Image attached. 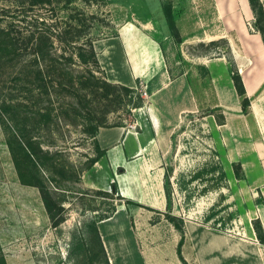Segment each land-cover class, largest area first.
<instances>
[{"label": "crops", "instance_id": "0c3cea01", "mask_svg": "<svg viewBox=\"0 0 264 264\" xmlns=\"http://www.w3.org/2000/svg\"><path fill=\"white\" fill-rule=\"evenodd\" d=\"M226 4L236 18L229 17L219 34L207 33L206 29L204 33L190 32L182 13L181 18H176L182 41L173 38L166 50L146 32L94 41L109 81L133 88L141 86L149 94L144 105L133 109L131 121L102 126L96 135L106 153L96 161V169L102 170L93 183L111 180L124 197L113 215L99 221L111 264H118L120 258L126 260L124 264H183L177 251L180 233L172 232L171 255L166 257L140 244L138 215L146 208L167 209V158L174 134L184 116L206 108L225 115V121L220 123L215 114H207L203 116L204 125L226 170L230 196L238 202H248V206L240 208L238 222L242 231L218 230L203 221L184 218L183 256L189 264H264V243L253 225L258 218L264 228V39L245 21L251 14L249 0H227ZM235 5H240L245 17H238ZM199 25L196 20L194 26ZM219 38L228 40V52L189 51L199 42ZM232 68L242 75L251 100L246 112ZM234 162L241 163L244 178L236 176ZM19 183L29 186L20 179ZM126 199L144 206L134 207L130 213ZM43 211L45 215V205ZM119 215L122 223L118 225ZM117 232L122 235L118 237ZM127 246L133 247L130 250Z\"/></svg>", "mask_w": 264, "mask_h": 264}, {"label": "rangeland", "instance_id": "374dc122", "mask_svg": "<svg viewBox=\"0 0 264 264\" xmlns=\"http://www.w3.org/2000/svg\"><path fill=\"white\" fill-rule=\"evenodd\" d=\"M226 2L227 0H55L52 6L42 12L54 31H59L62 27L68 28V24L83 19L86 30L94 41L129 32H146L166 50L174 37L170 34L164 5L173 4L176 18H181L182 13H185L183 20L190 32L204 33L203 30L206 29L207 33L219 34L225 29L224 24L229 17L236 18L230 15ZM262 2L264 4V0ZM9 4L10 0H0V6ZM236 8L238 17L242 18L244 15L240 5H235ZM256 19L251 8V14L245 21L251 31L259 32ZM196 20L200 22L199 28L194 26ZM229 48L228 40L219 38L199 42L191 46L189 51L218 54L228 52ZM68 50L70 52L72 48L68 47ZM97 75L102 76L100 72ZM136 88L141 93V86ZM147 98L143 97L144 100ZM208 109L184 116L174 134L173 148L167 158V168L171 170L172 213L182 218L203 221L218 230L242 231L238 222L240 208L248 206V202H238L226 188L207 192L203 190L204 186L211 187L215 178H218L219 171L204 174L201 179L192 178L199 169L212 166L217 161L209 131L204 125L203 116ZM132 114L133 110L112 111L107 123L113 125L124 120L131 121ZM69 118L72 117L55 115L51 130L41 131L46 140L45 145L57 153L58 161L67 167V171L64 170L63 173H53V180L49 181L53 188H58L57 198L66 208V220L59 227L53 226L47 213L44 215V202L39 188L20 185L0 120V259L3 257L6 264H55L56 261L72 264L68 259V249L74 233L85 222L99 216V213H104L112 206L117 208L118 203L123 202L113 189L111 180L100 185L93 183L102 170L96 169V162L89 166L90 158L97 154L95 139L80 118L76 122ZM90 170L93 171L89 173ZM222 192L228 198L221 199ZM167 212L168 208L164 211L146 208L138 215L140 244L154 251H161L166 257L171 255L169 246L174 230L177 234L180 233L166 217ZM131 220L134 223L133 217ZM117 221L118 225L122 223V215L117 216ZM121 235L117 234L118 237ZM127 247L131 250L133 246ZM120 260L118 264L126 262L123 258Z\"/></svg>", "mask_w": 264, "mask_h": 264}, {"label": "trees", "instance_id": "16d2710c", "mask_svg": "<svg viewBox=\"0 0 264 264\" xmlns=\"http://www.w3.org/2000/svg\"><path fill=\"white\" fill-rule=\"evenodd\" d=\"M54 1L10 0L11 4L0 6V120L21 183L39 188L53 226L59 227L66 220V208L57 198L58 188H53L49 181L53 180V173H63L67 167L58 161L57 153L45 145L46 140L41 131L51 130L55 115L72 117V120L69 118L72 122L80 118L86 130L94 137L97 148V154L89 160L90 166L106 153L100 147L96 135L100 127L111 126L107 123L109 113L120 109L131 112L144 105L145 100L137 88L107 79L94 40L89 36L83 19L68 24V28L53 30L42 11L52 6ZM249 3L257 18L256 27L264 39V4L262 0H249ZM164 11L170 34L181 42L173 4L164 5ZM68 47L72 48L70 52ZM97 72L102 76H98ZM232 77L246 112L251 100L246 94L242 75L232 68ZM207 114H215L220 123L225 121L221 111L208 109L204 112V115ZM214 153L217 155L216 163L199 169L192 176L193 179H201L204 174L219 171L211 187L204 186L206 192L229 189L226 170L218 152L214 150ZM233 165L236 176L244 178L241 163L234 162ZM170 171L167 168L166 217L181 233L177 251L182 263L189 264L182 253L185 219L173 214L171 209ZM112 185L118 197L123 200L117 183ZM223 198H228L224 192L221 194ZM125 203L130 213L134 207L144 206L129 199ZM115 211L116 206L110 207L85 222L74 233L68 249V259L72 264H111L99 221L109 218ZM253 225L260 242L264 243L261 220L254 219ZM0 263L6 264L3 257Z\"/></svg>", "mask_w": 264, "mask_h": 264}, {"label": "built area", "instance_id": "2783aa9c", "mask_svg": "<svg viewBox=\"0 0 264 264\" xmlns=\"http://www.w3.org/2000/svg\"><path fill=\"white\" fill-rule=\"evenodd\" d=\"M141 95L144 97H148L149 96V94H148V91L146 90V89H142V91H141Z\"/></svg>", "mask_w": 264, "mask_h": 264}]
</instances>
